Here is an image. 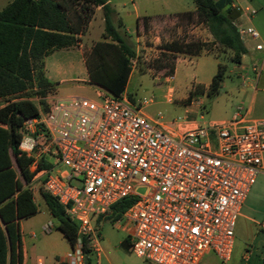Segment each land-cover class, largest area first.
<instances>
[{
    "label": "built area",
    "instance_id": "obj_1",
    "mask_svg": "<svg viewBox=\"0 0 264 264\" xmlns=\"http://www.w3.org/2000/svg\"><path fill=\"white\" fill-rule=\"evenodd\" d=\"M239 31L244 42L260 38L253 26ZM256 48L264 51V43ZM136 64L134 58L133 69ZM97 87V99L51 96L49 109L23 128L20 148L34 156L31 167L38 170L44 157L50 163L44 190L78 223L76 240L59 263L86 264V247L99 248L95 220L124 198L132 203L121 227L138 257L150 264H201L212 252L229 261L237 220L264 173V118L240 108L227 121L185 117L172 121L173 129L162 112L155 120L145 114L153 98L133 102ZM174 93L169 86L170 102ZM193 104L205 119L202 104ZM54 229L52 220L43 227L46 234ZM37 264L45 262L38 258Z\"/></svg>",
    "mask_w": 264,
    "mask_h": 264
},
{
    "label": "trees",
    "instance_id": "obj_2",
    "mask_svg": "<svg viewBox=\"0 0 264 264\" xmlns=\"http://www.w3.org/2000/svg\"><path fill=\"white\" fill-rule=\"evenodd\" d=\"M231 1L194 0L195 10L176 13L187 14L190 20L206 24L213 44L200 39L165 42L161 46L164 54L156 60V69L173 76L176 62H172V58L176 60L178 54L213 55L211 45H218L224 52L230 50L232 60L241 64L249 47L231 10L225 11ZM98 7L103 10L104 32L102 39L85 54L86 65L92 84L119 96L127 88L133 71L132 60H139V56L135 45L121 31L122 22L115 24L116 11L108 0H13L0 10V99L7 101L0 106V264H23L20 220L38 212L34 194L25 186L35 175L31 170L35 158L23 152L20 145L26 121L39 118L47 111L49 104L45 98L57 90L56 84L45 76L44 58L57 49L77 45ZM142 19L145 29L149 30L153 16ZM224 73V65L219 63L209 94L218 92ZM205 89L204 85H197L185 103L190 104L196 93L201 91L202 94ZM35 97L41 99L37 101ZM129 97L135 102L132 94ZM12 156L16 158L19 173ZM41 196L56 230L61 231L72 246L78 234V223L56 197L45 190L41 191ZM131 203L132 198H124L113 206L111 215L121 218ZM122 244L128 247L127 239ZM86 252H90L88 247Z\"/></svg>",
    "mask_w": 264,
    "mask_h": 264
},
{
    "label": "rangeland",
    "instance_id": "obj_3",
    "mask_svg": "<svg viewBox=\"0 0 264 264\" xmlns=\"http://www.w3.org/2000/svg\"><path fill=\"white\" fill-rule=\"evenodd\" d=\"M116 11L115 24L119 19L123 20L121 31L135 45L138 52V64L134 67L132 79L129 85V91L134 95V100L139 101L143 98H153L154 102L145 107V110L155 117L159 112L163 113L165 121L186 120L185 117L195 119L200 123L211 121L230 120L240 108L250 109L252 117L264 118V55L247 53L244 56L243 64H237L232 60L230 50L224 52L218 45H211L213 55H202L195 57L194 65L190 63L187 68V62L177 64L176 75L173 81L166 82L167 75L165 70L156 69V60L163 56V51L158 50L162 44L173 39H179L183 42L187 40H203L213 44V36L204 23L196 20H190L185 15H164L155 19L151 24V32L140 40H132L136 36L137 20L135 18V8L133 0H108ZM140 12L144 14H155L175 11H188L196 8L194 0H135ZM167 5L168 10L164 7ZM97 22L89 32V26L84 35L80 36V43L88 54L97 39H102L99 33ZM144 31V27L141 28ZM101 35V36H100ZM159 37V40H155ZM249 46L250 41H247ZM90 49H89V47ZM172 54V53H171ZM220 55V56H214ZM178 57H187V54H178ZM177 62V59H171ZM219 63L225 68L223 80L218 92L209 94V86L213 77L218 72ZM196 72L198 80L209 84L204 93L197 92L194 100L204 107L205 119H201V112L187 113V103L182 100L187 82L192 79ZM166 79V80H165ZM36 76V82L38 81ZM169 86L175 87L174 101L168 100ZM197 85L193 86L194 90ZM98 87L90 83H70L62 84L45 100L50 104L51 96H69L80 95L97 99L96 91ZM39 101L40 97H35ZM173 126V125H172ZM38 128H40L38 126ZM74 184H78L74 182ZM45 214V213H44ZM39 218H44L45 215ZM54 223L55 221L52 220ZM95 223L99 229V248L90 250L88 254L89 262L86 264H150L144 259L138 257L130 250V237L124 230V219L115 218L111 214L104 218H99ZM264 225V173L258 175L255 184L249 192L243 205L241 215L237 220L235 227V244L232 253V262L239 261L245 251L247 244L253 242L254 235L260 227ZM44 232V231H43ZM38 233L36 235L35 257L42 258L46 263L50 262L51 255H62V242L58 233L54 229L52 233ZM128 241V247L122 244ZM56 251L58 254H56ZM231 260V259H230Z\"/></svg>",
    "mask_w": 264,
    "mask_h": 264
},
{
    "label": "crops",
    "instance_id": "obj_4",
    "mask_svg": "<svg viewBox=\"0 0 264 264\" xmlns=\"http://www.w3.org/2000/svg\"><path fill=\"white\" fill-rule=\"evenodd\" d=\"M11 1L13 0H0V10L4 8L6 5H8ZM165 2H166L165 4H167V0ZM133 6L135 8L134 12H135V18L137 20L136 21L137 25H136V36L132 40H137V41L140 39H143V37L145 36V32L147 34L151 32L150 31L151 27L149 30L145 29L142 17L153 16V19L150 21V26H151V24L154 23L155 19L158 18L159 16L185 12V11H175V12L170 11V12H165V13H155L153 15L151 14L142 15L135 0H133ZM164 8L168 10L169 7L165 5ZM227 10H231L235 18V23L237 24L239 28L253 26L259 31L260 38L258 40H252V39L249 40L251 44L250 46L248 42H245V43L249 47V53L254 52L256 55L257 54L264 55L263 50H258L256 48V45L258 43H264V0H232L231 4L225 8V11ZM250 10H255L256 13L252 14ZM119 21H121L122 24L124 23L122 19H119ZM96 22L100 30L99 33L102 35L104 32V16H103V10L101 7H98L96 9L95 15L89 25V32L94 27ZM142 27H144L143 32L141 31ZM98 40H101V39H97V41ZM155 40L156 41L159 40V37H155ZM158 50L162 51L161 48H159ZM86 51L87 50L84 49L83 44L79 42L77 45L69 47V48L57 49L51 52L49 55H47L44 58L45 76L49 81L56 84L57 90L62 84H70V83H77V82L92 84L90 81L89 71L86 65V59H85ZM204 55H207V54H204ZM195 57H198V56L187 55V57H183V58L178 57L174 75H176L178 61L179 62L181 61L183 63L187 62V68H189L190 63L194 65L193 59ZM243 62H244V57H243L242 64ZM134 71L135 70L133 69L132 74ZM132 74L130 76L127 88L123 92L124 94H127L128 96L129 94H132L129 91V85L132 79ZM169 77L170 76H168L167 79ZM197 78H198V75L196 72H194L192 75L191 81L187 82L186 90L181 97L183 101H185L188 98L191 88L193 86L204 85L206 88H208L210 83L205 84L203 81H200ZM135 102H137V100ZM192 102L194 103L195 101L192 100ZM6 103H7L6 100L0 99V106H4ZM193 103L187 104L186 111L191 110L193 112H198L197 106H195ZM144 112L151 119H154V120L157 119V116L155 117L154 115L148 113L145 110V108H144ZM165 123L168 127L175 129V126L173 124H172L173 126L170 125L171 123H169V121H165ZM12 161H13L14 168L19 173V167H18L16 158L14 156H12ZM48 167H50V163L47 160V157H44L39 162L38 170H34L31 167V170L35 171V175L30 182L25 183V186L31 189L34 194V200L38 206V212L30 217L23 218L20 220L22 245H23V264H37L38 258L36 259L35 257V250L37 247L36 242H35V239H36L35 237L38 233L40 234L45 233L43 232L44 225L50 220H54L48 209V206L46 205L44 199L41 196V191L44 190L43 183L45 179L43 170ZM43 214L45 215V217L39 218ZM56 232L58 233V235H60L59 239H61V242H62V246H61L63 249L62 255H59V256L51 255L50 262L46 264H59V261L63 259V257L72 247L71 243L68 241V239L64 236V234L61 231L56 230ZM244 249L245 251L242 254L241 259L231 264H263V261H264V225L263 224L260 227V230H258L256 234L254 235L253 242L247 244V246ZM58 252L56 251V254H58ZM232 258L231 260L225 262V261H222L216 254L211 252V253L206 254L203 257L201 264H228L229 262H232L233 260Z\"/></svg>",
    "mask_w": 264,
    "mask_h": 264
}]
</instances>
